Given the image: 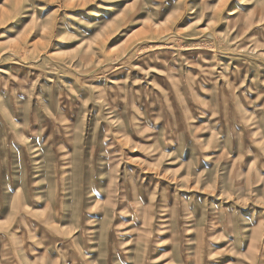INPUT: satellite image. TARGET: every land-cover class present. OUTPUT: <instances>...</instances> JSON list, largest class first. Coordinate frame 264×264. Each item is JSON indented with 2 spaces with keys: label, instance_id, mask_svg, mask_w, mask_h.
Returning a JSON list of instances; mask_svg holds the SVG:
<instances>
[{
  "label": "rangeland",
  "instance_id": "obj_1",
  "mask_svg": "<svg viewBox=\"0 0 264 264\" xmlns=\"http://www.w3.org/2000/svg\"><path fill=\"white\" fill-rule=\"evenodd\" d=\"M0 264H264V0H0Z\"/></svg>",
  "mask_w": 264,
  "mask_h": 264
}]
</instances>
